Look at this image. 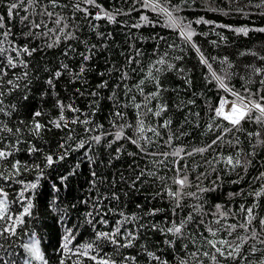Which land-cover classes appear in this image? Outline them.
<instances>
[{
  "label": "trees",
  "instance_id": "trees-1",
  "mask_svg": "<svg viewBox=\"0 0 264 264\" xmlns=\"http://www.w3.org/2000/svg\"><path fill=\"white\" fill-rule=\"evenodd\" d=\"M12 2L18 0H0V16L4 17V28H0V32L10 30V41L20 46L27 44L30 48L39 49L31 57H23L29 64L26 70L28 77L18 81L19 87L2 97L3 106L11 112V116L0 114V121L8 123L13 130L17 127L22 129L21 143H15V136L0 142V147L11 144L15 149L13 155L0 164V171L10 168L16 160L22 165L18 177L11 181L0 179V187L8 193V200L14 202L11 204V211L14 214L22 210L18 194L24 184L38 183L35 189L25 192V197L30 198L33 203L32 215L25 218V224L18 229L19 235L5 244V247L11 246L9 250L13 253L14 264H22L25 253L20 245L27 242L29 234L33 232L40 241V247L48 264H60L61 259H64L65 264H74L76 261H79V264H96V261L89 259L88 256L73 253L81 245L93 242L96 231H111L116 226V222L122 219L119 215L121 212L129 217L133 214L139 217L134 223L127 224L126 228L136 230L141 224H156L163 228L170 226L173 220L179 222L181 218L187 217L193 212L192 205H200V212L193 213L194 222L186 226L182 238H174L170 235L166 237L161 232L147 227L139 229L140 239L135 247L121 249L119 255L115 253L114 246L107 242L98 243L95 250L89 253L98 257L112 256L117 260L130 255L137 258L136 264H157V261L149 260L144 249L141 248V245H144L147 251L154 252L168 264H178L180 258L187 259L189 264H194L189 254L200 246L201 234L208 235L205 227L217 226L214 223L217 217L213 215L217 204L221 205L224 211L229 212V216L224 221L227 224L243 221L241 204L246 207L257 204L255 214L264 217V197L257 200L255 196L250 195L264 184V181L256 179L261 172H264V145H258L257 138L248 135L258 131L264 134V126L256 124L254 120L244 122L241 131L230 133L225 137V140H232L234 143L238 138L239 144L232 146L222 142L213 151L188 159V174L193 186L186 191H196L197 183L201 187L214 190L204 192L199 200L184 199L181 207L175 208V212H173L174 202L170 201L164 192L165 187H172L173 190L176 187L172 184L176 170L170 162L174 158L168 157L165 160L159 155H145L128 139H115L118 128L113 126V121L116 125H135L137 110L123 105L130 104L131 96L136 97V102L143 103L144 95H141L134 85L148 74L153 62L165 52L168 53L169 62L176 65V70L163 73L161 81L166 90L161 93L160 98L150 104L153 110L158 104H166L167 111L160 117L149 114L145 118L146 124L157 127L160 132L158 137H152L150 132L146 133L154 141L146 146L149 153L171 152L175 147H184L191 151L194 147L211 143L216 133L215 131L207 133L206 128L210 117L214 114L212 109L217 106L221 97L233 98L231 93L219 89L216 82L208 78V69L199 63L196 51L179 38L177 31L165 25L164 16L151 9L142 8V0H136L135 3L134 0H97L104 9L127 13V15H117L116 23H109L107 20L93 21L98 25L97 31L112 34L111 38L100 39L91 30L88 20L84 19L82 13H77L75 19H72L71 8H57L54 11L69 17L68 23L71 27L68 31L74 32L78 39L62 40L57 46L46 48L44 45L51 43L54 36L50 39L38 35L27 36L25 33L29 32L27 25L33 20L37 23L43 20L49 28L54 27L47 16L32 14L42 11L47 5V0H40L37 8L28 11H25V0V4L10 18L8 8ZM160 2L163 3L164 0ZM61 3H70V0H61ZM167 3L179 8L174 15L182 18L185 23L191 22V27L196 33L193 42L209 58L214 70L221 71L220 61L225 57L228 58L233 65L231 70L237 73L226 81L229 88L241 95L259 100L260 96L264 95V85L259 83L264 76H254L249 83L246 79L249 73L244 71V66L264 67V61L259 59L264 57V32L257 31L264 28V6H260L261 0H167ZM210 8L216 10H209ZM131 9L135 10L130 11ZM48 10L53 11L50 5ZM89 11L95 14L99 9L90 8ZM141 15L147 16L150 23H143L139 28L132 27L140 22ZM23 16H28L29 20L22 23ZM200 18L212 23L196 24L195 21ZM241 27L250 29L247 35L234 31ZM43 31L46 29L33 30V32ZM85 41L87 44L84 43ZM94 44L97 45L95 54L86 62L88 71L79 79H74L73 73H78L81 63H84L80 53L87 54V48ZM169 44H175L177 47L170 49L167 47ZM69 45L75 51L69 50L68 55L65 56V50ZM102 45L107 47H101ZM137 51L141 55L137 56ZM250 53L257 55L253 56ZM176 56L182 59L175 60ZM212 57L217 59L213 61ZM129 58H135L139 63L129 64ZM61 63L68 64L70 71L64 72L60 78L54 80V88L50 87L46 81L54 76ZM109 69L127 71L128 79L121 82V71L109 72ZM24 71L22 67L8 69L5 80L15 79ZM100 73L104 75L101 76ZM103 81H108V87L97 89L96 85ZM125 85L133 89L128 95H125ZM7 87L5 85V89ZM245 88L248 89L247 92ZM93 91L98 92V95L93 97L91 95ZM114 91L116 100H109L108 97ZM152 91H155L154 86L146 83L144 93ZM57 101L65 106L71 104L80 110L77 113L66 109L64 112L66 120L71 121L79 116L81 120L88 119L91 123L87 125L70 123L67 128H55L50 121L58 119L60 115ZM189 101L194 103H188ZM12 105H15V110H12ZM37 111L42 115L35 117V120L45 125V128L35 136L29 132V129L33 125L34 113ZM117 111L124 113L125 118L115 117ZM143 111L141 109V112ZM166 120L172 121L169 127H159ZM21 121L23 123H20ZM97 125L102 127L97 128ZM85 128L94 131L85 132ZM124 132L126 136L135 138L134 127H125ZM182 132L186 135H181ZM101 134L104 135L100 144L91 141L92 136ZM0 135L8 137L7 133ZM69 135L72 139H68ZM169 135L178 137L171 146L165 144ZM82 140L88 143L84 148L77 149L76 145ZM61 144H65L66 149H61ZM32 146L38 151L29 153L28 149ZM117 149L120 151L117 152ZM65 150L68 151L65 159L51 167H44L46 155L51 154L54 158H58ZM237 151L243 154L253 153L248 156L252 163L246 171L242 168L230 171L223 164L210 167L205 163V160H212L217 153L227 156L235 155ZM89 157L93 158L94 163H90ZM160 161L164 162L160 163ZM24 165H27L28 171H24ZM34 165H39L40 168L37 169ZM193 166L195 171L192 170ZM180 167H184V162ZM93 171L96 173L95 178L92 176ZM141 171L144 175L137 181L136 178L140 176ZM149 172L155 175L149 176ZM201 173L204 175L200 181H197V176ZM65 176L67 180L61 183V177ZM133 181H136L134 187ZM53 185L58 191L53 190ZM113 194L119 199L113 198ZM53 201H55L54 205ZM53 207L63 211L57 214L53 211ZM153 209L161 211L155 216L146 215ZM89 213L91 216L88 215ZM101 216L109 221L108 225L100 222ZM89 219L94 221L95 227L87 222ZM201 220L204 222L203 225H200ZM253 227L259 233L258 239H250L244 245L243 256L237 261H224L220 258L221 264H260V261L264 260V244L259 243V240H264V233L260 232L258 219L253 222ZM67 229L72 230L74 239L69 245L72 252L66 254L61 249V244ZM243 234L242 230H238L237 235ZM220 235L227 236V233L222 232ZM248 235L250 236L251 233ZM165 239H174L175 244L168 246L164 243ZM193 239L197 241L195 245L192 243ZM0 243L4 242L0 241ZM185 245L187 248L184 247ZM253 245L258 249L255 253L251 252ZM202 259L205 264H211L206 258Z\"/></svg>",
  "mask_w": 264,
  "mask_h": 264
},
{
  "label": "snow or ice",
  "instance_id": "snow-or-ice-1",
  "mask_svg": "<svg viewBox=\"0 0 264 264\" xmlns=\"http://www.w3.org/2000/svg\"><path fill=\"white\" fill-rule=\"evenodd\" d=\"M136 0H134V3ZM25 4V0H18V2H12L8 8V17H13L15 11L20 8L22 5ZM40 5V0H26V7L25 11L29 9H35ZM48 5L51 6L53 11L48 10ZM264 6V0H261V5ZM141 7L144 9H151L154 12L164 16L165 25L175 31L178 32L179 38L185 43L190 44L191 47L196 51L199 63L203 66H206L208 69V78L216 82L217 87L227 93H231L234 99L229 100L227 97H221L220 102L217 106H215L213 111V115L210 117V122L207 125L206 132L212 133L215 131V139L211 140V143L206 144L202 147H194L191 151H188L184 147H175L171 152H160V153H149L147 150V145L154 143L152 137L160 136V132L157 127H152L146 124L145 118L151 114L156 117H160L162 113L167 111L166 104H158L156 109L153 110L150 107L152 101L157 100L161 97V93L164 92V89L161 76L165 71H174L176 70V65L174 63L169 62L167 59L168 53L165 52L163 56H160L159 59L153 62L148 70V74L142 78L138 84L134 85V88L144 95L143 103L136 102V97L131 96L130 104L123 105L124 107H134L136 112V123L135 125L127 124V125H116L115 121H113V126L117 127L118 130L115 132V139L120 140L122 138L128 139L132 144L136 145L137 148L140 149L142 153L145 155H152V156H162L167 160L168 157L174 158L170 161L176 170L175 176L172 178V184L175 185V190L172 187H165L164 192L167 194L170 201L174 202L175 207L173 208V212H175V208L181 207V202L186 198H195L199 200L201 198V194L207 191H211L214 189H208L201 187L199 183L196 184V191H186L187 188L192 187V181L190 180L188 170L189 165L187 163L189 158L195 157L197 155L203 156L205 153L213 151L216 146L221 145L222 142L227 143L228 145L235 146V144H239V139L237 138L235 143L232 140H225V137L233 132H238L242 130V126L244 122L254 120V122L258 125L264 126V95L260 96L259 100L255 98H251L249 96L241 95V93L236 92L235 90L229 88L226 81L230 79L233 75L237 73L233 72L231 69L233 65L229 62L228 58L225 57L223 60L220 61L222 65L221 71H216L213 69V64L209 62V58L206 57L201 49L193 42V36L196 35L195 31L191 27V22L185 23L182 18L174 15V13L179 11L178 7H172L167 3V0H164L163 3L160 0H142ZM57 8H71L72 9V19H75L77 13H82L84 19L88 20L89 27L92 31H94L98 38L105 39L111 38V33H103L97 31L98 25L94 24L93 21H100V20H107L109 23H116L117 15H127V13H121L119 10L115 12H111L107 9H104L101 5L97 3V0H70V3L62 4L61 0H47V5L43 7V10L40 12H33L32 14L40 15V16H47L49 20L54 24V27L49 28L47 23L41 20L37 23L35 20L31 21L27 26L29 27V32L25 33L27 36L38 35L49 37L52 39L51 43H46L44 47L46 48H53L57 46L62 40L68 41L72 39H78L74 32L68 31L71 25L68 23L69 17L62 15L59 12L54 11ZM90 8H97L95 14L89 11ZM135 10L131 9L130 11ZM215 11L216 9H209ZM242 11V9H238ZM29 20L28 16H23L21 18V22H26ZM143 23H150L148 17L145 15L140 16V22L132 25L134 28H139L142 26ZM196 24L200 23H212L211 21H206L203 18L197 19L195 21ZM0 28H4V17L0 16ZM46 29L43 32H33V30L39 29ZM237 33H243L247 35L250 31L247 27H241L234 29ZM257 31L264 32V28L257 29ZM51 34V35H50ZM11 35L10 30H6L4 32H0V114H4L7 116H11V112L7 111L6 108L3 106V99L6 94H10L14 89L19 87L18 81L26 79L28 77V72L26 71L29 67L27 60L23 57H31L35 52L39 49L37 48H30L27 44L20 46L15 44L14 42L9 40V36ZM161 39H163L161 37ZM87 44V42H84ZM7 45V46H6ZM101 47H107V45H102ZM168 48H175L177 47L175 44H169ZM97 45H91L87 48L86 53H80L81 60L84 63H81L79 72L73 73L74 79H79L86 71H88L86 67V62L90 61L95 54V49ZM75 51L71 47L65 50L64 55H68V51ZM14 53V55H13ZM253 56H256V53H250ZM136 55L139 56L141 53L139 51L136 52ZM245 55V54H242ZM175 60H181L182 57L176 56L174 57ZM213 61L216 60V57L211 58ZM260 60L264 61V57H259ZM129 64L139 63L138 60L135 58L128 59ZM23 68L25 71L21 76L15 77V79H8L5 80V77L8 76V69H17ZM47 70V69H46ZM116 70L121 71L120 69H109V72ZM70 71L68 64L61 63L59 69H57L54 73V76L50 77L46 83L50 87H55L54 80L60 78L64 72ZM133 71H135L133 69ZM183 71V70H181ZM244 71L249 73L246 77L248 82H252V77L254 76H264V67H256L254 65H245ZM101 76L104 73H100ZM128 79V72L121 71L120 80L121 82ZM146 83H151L155 91L150 93H144V86ZM186 83H191L190 81H186ZM259 83L264 85V79L260 80ZM5 85L8 87L5 89ZM108 87V81H103L100 84L96 85L97 89H103ZM126 92L125 95H128L133 91L132 88L127 87L125 85ZM79 91V90H78ZM247 92L248 89L245 88ZM83 94V93H82ZM93 97L98 95V92L93 91L91 93ZM109 100H116V92L114 91L113 94L108 97ZM188 103H194V101H189ZM57 106L60 109V115L58 119L50 121V123L55 128H67L68 125L71 124H89L91 123L90 120L84 119L81 120L79 116L75 117L73 120L68 121L64 116V112L67 109L68 111L72 112H79L78 108H74L71 104L65 106L62 102L57 101ZM12 110H15V105L11 106ZM141 109L144 111L141 112ZM42 115L41 112L37 111L34 113L33 117V125L29 129V132L32 135L38 136L40 132L45 128V125L41 124L40 122L35 120V117H39ZM115 117H119L121 119L125 118V114L122 112L117 111ZM20 123H23L22 121ZM172 123L171 120H166L162 125L159 127L167 128ZM102 127V125H97V128ZM125 127H134L135 128V138L128 137L125 135L124 128ZM94 129L85 128V132H92ZM22 129L17 127L15 130L8 126V123L4 121H0V134L7 133L8 137H4L0 135V142L4 139H8L12 136L16 137V144L21 143L20 134ZM152 133V137L146 135V133ZM104 134L101 135H94L90 139L91 141L95 142L96 144H100ZM181 135H186V133H181ZM250 137L255 136L257 138L258 145H264V134L261 132L256 133H248ZM68 139H72V136L69 135ZM178 139V137L174 135H169L165 144L171 146L173 141ZM143 142V143H142ZM87 141H81L79 144L76 145L77 149H82L85 147ZM61 149H66L65 144L60 145ZM14 146L11 144L0 147V164L7 161L10 156L13 155ZM29 153H35L38 149L34 146L28 149ZM120 150L117 149V152ZM68 155V151L65 150L62 155L58 158H54L53 155L48 154L44 157V167H51L53 164L58 163L60 160L65 159ZM130 155H134L130 153ZM253 155V153L243 154L241 151H237L235 155H227L224 156L221 153H217L216 156L212 160H205V163L208 166L223 164L225 167L230 170L234 171L237 168H242L245 171L251 165L252 161L248 159V156ZM90 163H94L93 158L89 157ZM164 161H160L163 163ZM184 162V167L181 168L180 164ZM21 162L16 160L14 163L11 164L10 168H5L3 171H0V179L4 181H11L15 177H18L21 173ZM37 169L40 168L39 165H34ZM79 167V165H77ZM24 171H28L27 165L23 166ZM192 170L195 171V166L192 167ZM213 171L215 168L213 167ZM42 174V170H41ZM74 174V173H73ZM144 175V172L141 171L140 176H137L136 180L139 181L141 176ZM149 176H154L155 173L149 172ZM204 174L201 173L197 176V181L201 180V177ZM92 176L95 178L96 173L95 171L92 172ZM163 179V178H161ZM220 179V177H217ZM257 180L264 181V172H261ZM39 177L37 178V182ZM67 180V177H61V183ZM20 183H24L23 181H19ZM95 183V180L93 181ZM136 181H133L132 186H135ZM235 183V181H234ZM38 186V183H28L24 184V187L18 194V198L21 201V211L18 214H14L11 211V204L14 202H10L8 200V193L4 190L3 187H0V241L4 243H0V264H14L12 260L13 253L9 250L11 247H5V244L12 240L14 237L19 235L18 229L21 228L25 224V218L30 217L32 215V208L33 203L32 200L28 197H25V192H28L31 189H35ZM53 190L58 191L55 185H53ZM235 195V194H230ZM259 200V198L264 197V184L261 185L258 191L250 193ZM113 198L119 199L118 196L113 194ZM55 201H53V205ZM257 204H253L251 207H246L244 204L240 205V212L244 214L243 221L238 223L227 224L226 221L227 217L229 216V212L224 211L222 206L217 204L216 205V212L213 214L217 217L214 221L216 227L206 226L205 231L208 235L201 234L200 237V246L196 248L195 251L189 254L190 259L194 261V264H205L204 259L206 258L211 264H221V259L223 258L224 261L232 260L237 261L240 257L243 256V247L248 243L250 239L256 240L259 237V233L253 227V222L257 219L259 220L260 232L264 233V217H258L254 210L257 207ZM139 207V205H137ZM193 212L189 213V215L185 218H181L179 222L173 220L170 226L167 227H159L156 224L152 225H139L136 230H132L126 228L125 226L130 223H134L139 219L135 214L132 216H126L123 212L119 215L122 217L121 220L116 222V226L111 229V231H96L95 233V240L90 243H86L81 245L80 248L75 250V253L79 256H88L89 259L96 261V264H136V257L125 255L120 260L114 259L112 256H103L98 257L96 255H90V251L95 250V246L98 243L107 242L114 246V251L117 255L120 254L121 249H129L134 248L136 242L140 239L139 229L150 227L155 231H159L162 234L167 236H172L174 238H182L184 236V230L186 226L190 222H194V215L193 213L200 212V205H192ZM53 211L59 214L62 212V209H57L53 207ZM111 211V209H110ZM160 209H153L150 212L146 213V215L155 216ZM91 216V213L88 214ZM235 215V214H233ZM89 224H92L95 227V223L93 220L89 219L87 221ZM100 222L104 225H108L109 221L104 219L102 216L100 218ZM203 220L200 221V225H203ZM198 225V227L200 226ZM238 230H242L244 233L243 235H237ZM227 233V236H221V233ZM248 233H251L249 236ZM234 237V238H233ZM74 236L72 235V230L67 229L66 234L63 238V243L61 244V249L67 254L72 252L69 248V245L72 243ZM164 243L168 246H173L175 244L174 239H165ZM193 245L197 243L195 239L192 240ZM259 243L264 244V240H259ZM23 248L25 253V258L23 259L22 264H48L44 253L40 247V241L36 237L35 232L29 234V239L27 242L20 245ZM187 248V245L184 246ZM141 248L144 249L146 255L148 256L149 260L157 261V264H168L167 261L161 260L159 256H157L154 252L147 251L144 245H141ZM82 249V250H81ZM258 249L253 245L251 247V252L255 253ZM60 264H65L64 259H61ZM74 264H79V261L74 262ZM178 264H189V261L184 258H180ZM260 264H264V260L260 261Z\"/></svg>",
  "mask_w": 264,
  "mask_h": 264
},
{
  "label": "rangeland",
  "instance_id": "rangeland-1",
  "mask_svg": "<svg viewBox=\"0 0 264 264\" xmlns=\"http://www.w3.org/2000/svg\"><path fill=\"white\" fill-rule=\"evenodd\" d=\"M228 98V97H227ZM229 100H232V99H234V97L233 98H228Z\"/></svg>",
  "mask_w": 264,
  "mask_h": 264
}]
</instances>
